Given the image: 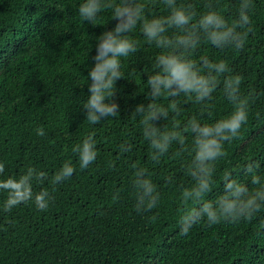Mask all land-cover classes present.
<instances>
[{"label":"trees","instance_id":"16d2710c","mask_svg":"<svg viewBox=\"0 0 264 264\" xmlns=\"http://www.w3.org/2000/svg\"><path fill=\"white\" fill-rule=\"evenodd\" d=\"M81 2L0 0V163L5 164L0 179L19 177L33 167L49 178L33 182V192L48 190L53 197L46 211L29 202L5 213L2 204L7 194L0 191V264H264V211L250 222L209 226L202 220L187 236L179 235L181 192L194 183L188 173L193 136L185 132L182 151L173 143L159 164L151 161L140 118L131 114L137 104L150 102L147 76L154 74L161 50L146 41L139 24L128 33L138 50L121 58L123 78L115 84L118 117L88 123L82 105L89 95L95 37L116 21L108 9L99 14L95 25L83 22L78 14ZM138 2L144 4L149 19L169 14L162 0ZM177 3L191 4L198 14L211 4L231 23L240 0ZM252 3V32L242 50H220L202 39L190 53L197 62L201 57L224 60L231 69L227 75L243 77L241 94L253 95L247 123L236 139L223 145L226 155L215 164L213 191L206 199L214 200L223 192L225 172L252 189L240 171L250 161L261 162L259 174L264 177V0ZM175 31L169 30L168 35ZM212 96L208 108L179 97L181 112H170L169 119L156 122L157 126L170 130L176 123L183 129L193 117L211 124L229 116L233 106L222 84ZM156 102L165 107L170 103L166 97ZM37 128L45 135L38 136ZM90 132H95L98 155L82 170L72 147ZM125 142L131 151L121 153L119 146ZM65 162L75 172L53 186L51 177ZM133 165L147 169L159 192V202L151 211L136 209Z\"/></svg>","mask_w":264,"mask_h":264},{"label":"clouds","instance_id":"9594fccd","mask_svg":"<svg viewBox=\"0 0 264 264\" xmlns=\"http://www.w3.org/2000/svg\"><path fill=\"white\" fill-rule=\"evenodd\" d=\"M169 10L166 17L147 18L144 4L138 0H82L78 6V14L83 22L96 24L99 14L111 9L112 19L116 21L113 28L95 37V54L91 57L93 66L88 71V97L82 107L86 120L91 125L100 124L109 117L119 115V104L113 99L116 95L115 84L122 79L121 58L129 57L137 52V42L128 33L137 25L146 41L161 50L155 58V72L147 76L149 103L137 104L132 116L140 118L143 136L149 142L150 159L159 164L161 158L168 153L173 143L184 149L185 132L193 136L191 152L193 157L188 173L194 183L181 192L184 205L178 221V233L187 236L194 225L206 220L209 226L221 222L236 224L251 221L258 213L264 211V177L259 174L261 162L250 161L240 171L248 177L251 185L233 178L225 172L223 176V192L215 199H206L213 191V174L219 158L226 155L223 145L236 139L242 126L247 123L248 110L253 95L241 94L240 85L243 77L227 75L231 72L224 60L211 62L201 57L197 62L190 56L204 39L213 47L224 50L232 48L240 51L244 48L248 35L252 32L250 11L254 7L252 0H240L238 13L229 23L223 15L206 5L207 11L198 14L191 4H178L177 0H162ZM175 29L172 35L169 30ZM223 77V79H221ZM222 84L225 98L233 106L229 116L214 123L201 124L195 117L191 118L181 129L174 123L170 130L157 126L158 121H166L170 112H181L179 97L184 96L194 103L208 108L212 94ZM161 97L169 99L167 107L156 101ZM107 101V102H106ZM259 115V114H257ZM38 136H44L42 128L36 129ZM95 132H90L81 143L72 147L77 155L80 169H87L95 162ZM121 153L131 151L127 142L119 146ZM180 153L178 152L177 155ZM113 163L109 162V167ZM133 186L136 191L137 211H151L159 202V192L147 175V169L133 165ZM5 172V164L0 163V175ZM75 168L65 162L51 177L53 186L70 179ZM44 171L28 167L19 177L9 176L0 179V191L6 193L2 209L5 213L21 205L32 202L38 211H46L53 200L48 190L33 192V182L43 183L48 180ZM171 182V178H168ZM54 190V188H53ZM118 194L113 195L117 200ZM191 207H188V205ZM155 220V217H152ZM264 228V224L261 225Z\"/></svg>","mask_w":264,"mask_h":264}]
</instances>
